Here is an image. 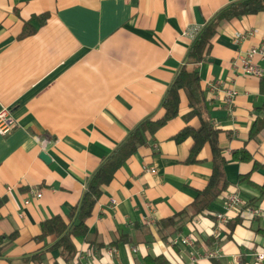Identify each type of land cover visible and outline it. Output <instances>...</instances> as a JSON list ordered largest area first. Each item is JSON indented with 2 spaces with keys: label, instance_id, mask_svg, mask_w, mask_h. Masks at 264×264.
I'll use <instances>...</instances> for the list:
<instances>
[{
  "label": "crops",
  "instance_id": "1",
  "mask_svg": "<svg viewBox=\"0 0 264 264\" xmlns=\"http://www.w3.org/2000/svg\"><path fill=\"white\" fill-rule=\"evenodd\" d=\"M239 1L0 0V113L9 110L15 123L0 135V264H145L147 257L163 264H264L256 259L264 253V219L244 213L264 211V131L250 139L264 96L260 79L234 66L240 53L264 46V10L222 23L209 59L187 64L197 32ZM25 28L33 33L23 36ZM256 64L264 73V60ZM184 66L199 73L208 115L220 131L227 192L201 214L193 208L213 158L205 146L198 162L187 164L193 142L173 141L200 125L187 118L182 95L179 116L148 135L104 188L88 234L73 238L75 258L65 261L59 239L42 237V224L62 218L73 225L90 178L143 120L163 116L161 103ZM212 84L237 90L232 112L222 92L217 99L209 94ZM243 152L249 160L233 159ZM32 192L42 197L31 198ZM233 193L244 208L215 233L214 216ZM189 236L192 247L171 244ZM110 248L117 256H108ZM213 251L220 257L206 258Z\"/></svg>",
  "mask_w": 264,
  "mask_h": 264
},
{
  "label": "trees",
  "instance_id": "2",
  "mask_svg": "<svg viewBox=\"0 0 264 264\" xmlns=\"http://www.w3.org/2000/svg\"><path fill=\"white\" fill-rule=\"evenodd\" d=\"M263 10L264 0H241L220 11L196 35L188 52L187 64L197 66L209 59L212 41L222 23L257 15ZM42 19L44 22L46 17H42ZM32 33L30 29L25 28L22 35L27 36ZM260 91L264 96V76L260 79ZM182 95L186 97L190 109L187 118H197L200 125L197 129L186 127L173 137V141L176 144H182L189 139L193 142L190 156L186 161L187 164L197 163L199 155L205 146L210 147L213 158L211 177L206 188L199 193L194 201L193 208L197 214H201L227 192L229 187L225 174L227 159L219 144L220 131L214 127L208 115V100L205 96V91L202 89L199 73L196 68L190 70L187 66H184L177 73L161 103L163 116L156 120L151 118L143 120L129 133L125 141L90 178L81 202L72 212V216L75 219L73 225L70 227L62 218H54L42 224V237L56 236L59 239L56 248L61 249L65 261L70 262L75 258L77 250L73 238L88 234L87 221L92 217L95 207L103 195L104 188L111 184L116 173L128 159L140 147L147 144L148 135L154 136L167 123L179 116ZM260 111L262 114L257 117L250 130V139H255L264 131V104L260 108ZM233 159L247 161L250 159V156L243 152L241 154H234ZM163 263V258L161 257L145 258V264Z\"/></svg>",
  "mask_w": 264,
  "mask_h": 264
},
{
  "label": "built area",
  "instance_id": "3",
  "mask_svg": "<svg viewBox=\"0 0 264 264\" xmlns=\"http://www.w3.org/2000/svg\"><path fill=\"white\" fill-rule=\"evenodd\" d=\"M199 32H197L198 34ZM196 34V35H197ZM255 32H250V34H240L236 37L238 42L247 38V35L253 36ZM195 35V37H196ZM256 59L264 60V46L261 47H253L245 53H240L239 57L234 63V66L239 68L241 73L246 76H251L254 78L261 79L264 76L262 70L257 66ZM222 92L224 94V103L226 105V109L229 112H232L235 100L238 96V92L234 87H227L221 90V86L219 84H212L209 86V94L212 95V98H216V93ZM15 128V123L11 117V113L9 110L5 109L0 113V135L6 136ZM43 147L48 145L47 141L43 142ZM147 173H155L154 169L144 168ZM9 191L11 188L8 189ZM31 198L40 199L42 197L41 192H32L30 194ZM31 203L30 200H26L24 205H29ZM113 205H116V201H112ZM245 203L239 194L233 193L229 194L223 204V211L221 213H216L215 218V233H219L220 229L227 224L230 218V214H238L241 209L244 208ZM244 213L250 219L262 218L264 219V211L259 208H245ZM151 221H146V224H150ZM171 244L174 246H184V247H192L195 244V239L191 236L185 238H175L171 240ZM107 254L110 257L117 256L116 248H110L107 250ZM220 255L218 251H213L207 254L206 258L214 259L218 258ZM256 259L259 262L264 261V253H259L256 255ZM90 264V263H87ZM110 264H116L114 262ZM238 264H241L238 262Z\"/></svg>",
  "mask_w": 264,
  "mask_h": 264
},
{
  "label": "water",
  "instance_id": "4",
  "mask_svg": "<svg viewBox=\"0 0 264 264\" xmlns=\"http://www.w3.org/2000/svg\"><path fill=\"white\" fill-rule=\"evenodd\" d=\"M211 61V60H210ZM40 158L44 161V162H46V163H49L50 162V158H49V156L46 154V153H44V152H42L41 154H40Z\"/></svg>",
  "mask_w": 264,
  "mask_h": 264
}]
</instances>
